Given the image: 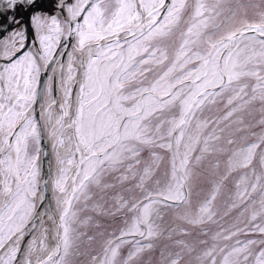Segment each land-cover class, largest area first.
<instances>
[{
    "label": "snow or ice",
    "instance_id": "6c2138e0",
    "mask_svg": "<svg viewBox=\"0 0 264 264\" xmlns=\"http://www.w3.org/2000/svg\"><path fill=\"white\" fill-rule=\"evenodd\" d=\"M161 239L264 264V0H0V264Z\"/></svg>",
    "mask_w": 264,
    "mask_h": 264
},
{
    "label": "rangeland",
    "instance_id": "374dc122",
    "mask_svg": "<svg viewBox=\"0 0 264 264\" xmlns=\"http://www.w3.org/2000/svg\"><path fill=\"white\" fill-rule=\"evenodd\" d=\"M176 223L179 224L180 222L177 221ZM113 226H116V225L114 224ZM208 228L211 231H215L216 230V226H214V225H209ZM196 231H199V230L197 229ZM88 232H89L90 235L92 234V230L91 229H89ZM177 238H181V237H178V236L174 237V239H177ZM200 238H204V237H200ZM185 239H187V238H185ZM165 246L172 247V241L167 240V239H161L160 241H158L157 242V248H156L155 252H153V253H146L144 255V257H143L142 264H147V262L149 260L152 261V264H155L156 260L159 258L160 249L162 247H165ZM80 259H83V258L81 257Z\"/></svg>",
    "mask_w": 264,
    "mask_h": 264
},
{
    "label": "water",
    "instance_id": "95a60500",
    "mask_svg": "<svg viewBox=\"0 0 264 264\" xmlns=\"http://www.w3.org/2000/svg\"><path fill=\"white\" fill-rule=\"evenodd\" d=\"M45 171L47 172V162H45Z\"/></svg>",
    "mask_w": 264,
    "mask_h": 264
}]
</instances>
